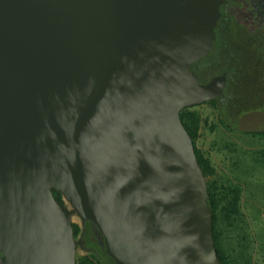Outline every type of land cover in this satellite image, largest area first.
Segmentation results:
<instances>
[{
	"label": "water",
	"instance_id": "95a60500",
	"mask_svg": "<svg viewBox=\"0 0 264 264\" xmlns=\"http://www.w3.org/2000/svg\"><path fill=\"white\" fill-rule=\"evenodd\" d=\"M223 1L0 0V264H77L74 218L115 264H222L181 111L224 94L192 68Z\"/></svg>",
	"mask_w": 264,
	"mask_h": 264
},
{
	"label": "rangeland",
	"instance_id": "374dc122",
	"mask_svg": "<svg viewBox=\"0 0 264 264\" xmlns=\"http://www.w3.org/2000/svg\"><path fill=\"white\" fill-rule=\"evenodd\" d=\"M237 90L246 95L254 91L251 81L238 83ZM189 109L201 120L196 146L215 168L207 175L208 182L221 197L230 187L240 189L239 213L232 223L220 221L223 246L242 264H264V136L240 130L241 115L228 121L231 126L222 122L210 101ZM74 223L81 226L79 218ZM88 256L91 251H79L77 260Z\"/></svg>",
	"mask_w": 264,
	"mask_h": 264
},
{
	"label": "trees",
	"instance_id": "16d2710c",
	"mask_svg": "<svg viewBox=\"0 0 264 264\" xmlns=\"http://www.w3.org/2000/svg\"><path fill=\"white\" fill-rule=\"evenodd\" d=\"M192 68L202 82L208 81L214 75L227 73L228 80L223 96L210 100L216 106L222 122L228 123L232 117L242 113L264 109V31L249 32L236 21L221 19L213 50L194 63ZM248 81L252 82L254 89L252 94L238 92V83L243 84ZM181 118L193 137L196 153L205 175L213 173L215 168L195 143L200 127V116L186 107L181 111ZM228 124L232 125V123ZM247 133L264 136V131ZM208 186L210 190L208 201L213 210V236L218 256L222 264H242L224 248L219 227L221 218L232 223L239 213L240 189L237 186L230 187L228 193L221 197L213 184L208 182ZM54 193L57 199L62 200L59 192L54 191ZM77 229L79 230L80 227L77 226ZM96 250L91 251V257L77 260V264H115L105 247Z\"/></svg>",
	"mask_w": 264,
	"mask_h": 264
},
{
	"label": "flooded vegetation",
	"instance_id": "af4514ba",
	"mask_svg": "<svg viewBox=\"0 0 264 264\" xmlns=\"http://www.w3.org/2000/svg\"><path fill=\"white\" fill-rule=\"evenodd\" d=\"M220 10L221 16L216 26V35L217 29L221 26V19L224 18L236 21L249 32L264 31V0H224ZM73 228L75 237L83 238V245L88 251L105 247L103 236L93 222L87 221L85 231L82 226L78 230L75 223H73Z\"/></svg>",
	"mask_w": 264,
	"mask_h": 264
}]
</instances>
